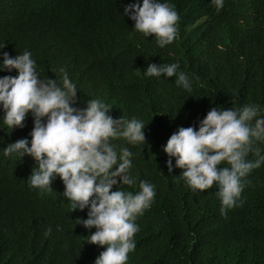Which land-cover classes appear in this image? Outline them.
Segmentation results:
<instances>
[{
  "label": "clouds",
  "instance_id": "obj_1",
  "mask_svg": "<svg viewBox=\"0 0 264 264\" xmlns=\"http://www.w3.org/2000/svg\"><path fill=\"white\" fill-rule=\"evenodd\" d=\"M67 1L69 16L91 23L90 32L77 33L69 41L52 34L49 60L59 59L64 49L73 53V61L81 62L84 51L96 47L95 37H99L109 47H127L136 65L154 47L196 38L197 24L181 26L180 9L205 4L207 12L202 17L215 25L205 36L220 43L245 36L255 4L254 0ZM65 44L69 47L59 46ZM13 53L0 45V195L10 201L16 192H32L25 185L27 180L39 195L46 196L43 207L29 216L34 222L20 230L27 236L45 229L51 235L47 247L51 262L63 264L71 257L79 264H129L140 230L137 218L150 211L156 189L140 180L138 191L125 190V185L136 184L130 171L135 154L128 147L118 151L113 141L124 138L133 145L146 144L143 120L156 126L155 119L140 109V93L130 80L131 108L139 106L143 118H114L111 106L100 98L89 99L86 107L76 106L78 88L65 67L58 69L59 79L56 75L55 79L42 78L31 51L24 49L15 57ZM144 69L147 76H175L177 86L189 92L193 89L179 61L149 62ZM262 113L264 106L258 103L216 106L199 121L198 129L195 125L179 127L166 145H160L161 152L169 156V172L175 158V167L183 169L179 177L194 191L215 186L223 215L242 206L250 173L264 165V150L258 146L264 143ZM29 114L34 118L31 140L21 138ZM250 154L255 158H249ZM26 155L34 159L25 160ZM15 210L24 212L20 207ZM79 227L85 232V243L80 240Z\"/></svg>",
  "mask_w": 264,
  "mask_h": 264
},
{
  "label": "trees",
  "instance_id": "obj_2",
  "mask_svg": "<svg viewBox=\"0 0 264 264\" xmlns=\"http://www.w3.org/2000/svg\"><path fill=\"white\" fill-rule=\"evenodd\" d=\"M254 1L245 36L220 43L205 36L215 27L202 17L207 12L205 4L180 9L181 26L197 24L196 38L189 41L184 37L164 49L154 47L136 65L135 55L127 47H109L99 37H95L96 47L84 51L81 62L73 61V53L64 49L59 59L49 60L48 41L52 34L69 41L77 33H89L91 23L73 20L67 0H0V45L11 49L13 57L24 49L31 51L42 78L59 79L58 69L65 67L78 88L76 106L83 108L89 99L100 98L111 106L114 118H143L139 106L131 108L130 80L140 93V109L156 121L153 126L143 120L146 144L133 145L124 138L113 141L118 151L119 147H128L135 154L130 171L136 184L125 185V190L138 191L140 180L149 181L156 189L150 211L137 218L140 230L135 235L136 248L129 256V264H264V165L250 173L251 183L242 193L243 205L223 215L216 187L194 191L179 177L183 169L175 167V158L173 171L169 172V156L160 150V145H166L179 127L195 125L198 129L199 121L212 107L231 108L246 103L264 106V0ZM176 61L192 79L191 92L177 86L175 76L144 74L149 62ZM24 125L21 138L31 140V114ZM258 146L264 150V143ZM27 158L34 159L24 156ZM249 158L255 157L250 154ZM25 185L33 193L16 192L10 201L0 195V264H56L47 257L51 235H46L45 229L27 236L20 230L34 222L29 216L43 207L46 197L32 189L27 180ZM17 207L24 212L15 210ZM78 233L85 243L81 227ZM62 263L79 264L71 257Z\"/></svg>",
  "mask_w": 264,
  "mask_h": 264
},
{
  "label": "bare ground",
  "instance_id": "obj_3",
  "mask_svg": "<svg viewBox=\"0 0 264 264\" xmlns=\"http://www.w3.org/2000/svg\"><path fill=\"white\" fill-rule=\"evenodd\" d=\"M126 102V101H125ZM125 106V105H124Z\"/></svg>",
  "mask_w": 264,
  "mask_h": 264
}]
</instances>
